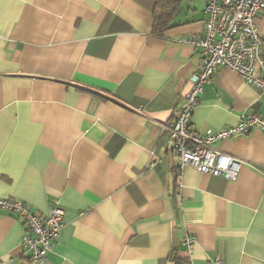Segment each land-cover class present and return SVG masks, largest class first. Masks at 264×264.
Masks as SVG:
<instances>
[{
	"label": "crops",
	"instance_id": "crops-1",
	"mask_svg": "<svg viewBox=\"0 0 264 264\" xmlns=\"http://www.w3.org/2000/svg\"><path fill=\"white\" fill-rule=\"evenodd\" d=\"M208 0H179L152 35L156 0H0V199L63 210L45 264H264V133L216 141L235 180L178 167L165 148L201 67ZM264 41V10L256 19ZM264 114L232 69L203 85V133ZM153 163L152 165L150 164ZM22 220L0 209V264H26ZM194 235L188 250L183 242Z\"/></svg>",
	"mask_w": 264,
	"mask_h": 264
},
{
	"label": "built area",
	"instance_id": "built-area-1",
	"mask_svg": "<svg viewBox=\"0 0 264 264\" xmlns=\"http://www.w3.org/2000/svg\"><path fill=\"white\" fill-rule=\"evenodd\" d=\"M264 10V0H208L202 34L182 39L199 48L201 67L191 87L182 97L171 125L165 126V148L178 157V167L191 166L212 176L235 180L242 161L213 147L216 141L249 134L253 129L264 133V114L242 117L231 127L199 133L191 127V117L198 104L203 85L209 83L220 68L234 70L248 85L264 93V41L256 19ZM150 164L152 165L153 163ZM0 209L22 220L25 234L21 247L28 252L26 264H45L62 228L63 210L55 203L46 215H38L21 201L0 199ZM194 235L186 236L183 245L190 250Z\"/></svg>",
	"mask_w": 264,
	"mask_h": 264
},
{
	"label": "trees",
	"instance_id": "trees-1",
	"mask_svg": "<svg viewBox=\"0 0 264 264\" xmlns=\"http://www.w3.org/2000/svg\"><path fill=\"white\" fill-rule=\"evenodd\" d=\"M179 0H156L153 8L152 35L162 38L164 33L171 27V18L178 8ZM170 259L175 264H186L180 261L174 251L170 254Z\"/></svg>",
	"mask_w": 264,
	"mask_h": 264
}]
</instances>
